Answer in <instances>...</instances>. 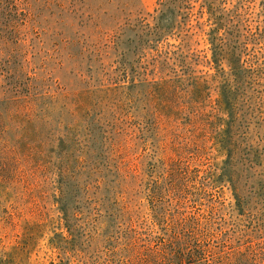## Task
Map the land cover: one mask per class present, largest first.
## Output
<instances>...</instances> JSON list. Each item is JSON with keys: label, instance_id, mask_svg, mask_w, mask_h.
I'll use <instances>...</instances> for the list:
<instances>
[{"label": "rangeland", "instance_id": "rangeland-1", "mask_svg": "<svg viewBox=\"0 0 264 264\" xmlns=\"http://www.w3.org/2000/svg\"><path fill=\"white\" fill-rule=\"evenodd\" d=\"M0 264H264V0H0Z\"/></svg>", "mask_w": 264, "mask_h": 264}]
</instances>
